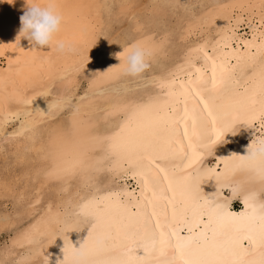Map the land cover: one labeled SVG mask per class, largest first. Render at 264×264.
Returning <instances> with one entry per match:
<instances>
[{
  "label": "bare ground",
  "instance_id": "obj_1",
  "mask_svg": "<svg viewBox=\"0 0 264 264\" xmlns=\"http://www.w3.org/2000/svg\"><path fill=\"white\" fill-rule=\"evenodd\" d=\"M54 2L60 30L33 49L17 38L25 0H0V147L26 160L0 190L30 218L19 217L0 262L264 264V156L247 154L264 139V0L204 9L178 60L156 42L142 47L154 65L142 88L115 84L128 77L127 52L104 60L83 101L76 75L101 20L92 0ZM73 96L75 122L63 129L58 115ZM103 106L114 117L104 131L94 114L80 116Z\"/></svg>",
  "mask_w": 264,
  "mask_h": 264
},
{
  "label": "rangeland",
  "instance_id": "obj_2",
  "mask_svg": "<svg viewBox=\"0 0 264 264\" xmlns=\"http://www.w3.org/2000/svg\"><path fill=\"white\" fill-rule=\"evenodd\" d=\"M225 1L227 0H213V1L212 0H92L91 10L96 14V16L98 15V17L100 18L101 27H99L98 35L96 36V40L94 43V45L95 44L96 45L93 48V56H92L93 58L91 57L90 60L87 62L86 66L83 68V70H81L82 73L80 72L78 75H76V86H75L76 96L82 97L81 98L82 101L85 98H87L86 95L88 93L86 92L92 90L91 82L93 81V79L94 80L97 79L98 74L100 73L101 64H104L106 61L108 60L110 61L111 59L117 57L116 54H118L119 52H121L119 53V55L121 54L120 56H122L123 53L127 52L128 49L133 45L147 47L149 45H154L156 42V44H161V46L166 49L168 56L166 59L167 61L168 59L169 61H171L173 60V58L178 60L179 56L187 49V47H189V44L194 39V37H191L190 39L189 38L190 36L189 37L187 36L189 40L185 38L186 37L185 33H187L188 31L187 29L190 23V19H192L194 16L198 14H201V12H203L204 9L206 10L217 3H223ZM66 21L70 25H73L72 23H74L72 22L73 20L71 21L70 19H67ZM147 62L149 68H147L146 70L152 71V68L154 69V65H151L149 61ZM150 71H146L145 73L143 72L141 75L137 76L136 79H134L135 77L132 78L127 75L128 77L126 78L123 77L121 78V80L119 78V80H117L115 84L119 85L120 81H123V83H125L126 81L127 82L126 84L128 85L130 83V85L134 86L135 88L138 89L142 88L145 85L146 80H148L149 77L151 76V74L149 73ZM128 80L131 81L129 82ZM134 82H137L138 84ZM63 88L64 86L61 87V90L62 91L64 90L63 92L66 93L68 90L66 88L64 89ZM109 93H110L109 98L111 94H113L114 96L113 91H109ZM92 94H94L93 99L91 100L93 103L90 101L91 104L89 103V106L95 105L96 107H99V105L102 103L101 99L97 98V95H95V93L93 92H90L89 96H92ZM76 96L71 97L70 99L71 103L69 105L67 104V106L62 110L63 112L61 111V113L58 115V116L61 115L60 118L57 116L61 121V126L63 129H67V128L69 129L74 125L76 115L73 112L74 111L73 104H75ZM90 111H91L90 114H88L87 112V114L82 113L80 114V116L85 117L88 115V117L92 121H94V119H97L98 123L97 120H95L96 123L94 125L96 126L98 125L97 128L100 129L103 128L102 129L103 131L106 130V124H108L106 122L105 116L109 114L110 120L114 118L113 115L111 114L110 107L108 108L103 106V108L96 109L97 112L95 111L94 107H92L90 108ZM94 112L97 114H95ZM93 114L95 118L92 117ZM2 147L3 148L0 147V180H3V178L5 179L10 176H15L16 173L20 171L22 167H25L24 164H26L24 162L26 160L20 159L19 156H17V154L11 151L10 147L9 149L7 145L5 146L3 145ZM6 154H8V156ZM13 164L15 165V167ZM119 182L122 183V181ZM127 182L128 185L131 186L132 184L131 181L127 180ZM3 192L4 191L0 190V214L1 213L9 214L10 221L0 224V258L4 256L6 248L9 247L8 245H10L12 241L11 239H13L15 235L18 234L16 232H18L23 227L24 223H26L27 219L29 218L27 216L28 214L24 212L25 211L24 208L21 207L20 202L14 200V198H12L13 196L9 195V197H7L8 195L5 194V192L4 193ZM228 193L229 191L225 190V194L228 195ZM1 194L4 195L2 196ZM238 199L239 198H236L232 203V205L235 208L240 205V201ZM18 203L19 205H17ZM20 213H22V215ZM23 213L25 214L23 215ZM22 216L24 217L22 218ZM19 217L22 219L24 223L21 220L19 222L20 219ZM12 223L15 224L16 226L13 225ZM5 226H7V228ZM1 263L5 264L4 262H0V264Z\"/></svg>",
  "mask_w": 264,
  "mask_h": 264
},
{
  "label": "clouds",
  "instance_id": "obj_3",
  "mask_svg": "<svg viewBox=\"0 0 264 264\" xmlns=\"http://www.w3.org/2000/svg\"><path fill=\"white\" fill-rule=\"evenodd\" d=\"M8 2L12 3L13 0H8ZM19 19L20 27L17 38L19 40H28L33 49L49 48L63 22L62 16L55 10L54 0H49L45 6L29 3L28 0H25V8ZM57 47L62 49L64 45L58 42ZM116 55L120 61L119 53ZM147 55L148 53L141 46H131L125 58L126 66L124 73L130 77L141 75L148 68ZM247 154L251 158L264 156V139L256 140L254 143L249 144L247 146ZM237 194L234 193V195Z\"/></svg>",
  "mask_w": 264,
  "mask_h": 264
}]
</instances>
